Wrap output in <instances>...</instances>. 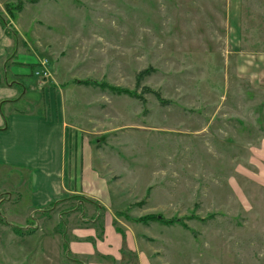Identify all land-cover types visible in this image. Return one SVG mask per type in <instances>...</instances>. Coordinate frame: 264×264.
Masks as SVG:
<instances>
[{"label": "rangeland", "instance_id": "rangeland-1", "mask_svg": "<svg viewBox=\"0 0 264 264\" xmlns=\"http://www.w3.org/2000/svg\"><path fill=\"white\" fill-rule=\"evenodd\" d=\"M2 17L8 56L47 60L51 75H9L27 92L15 107L64 121L77 154L95 150L85 160L110 179L114 211L78 196L38 210L30 174L0 165V264H71L75 208L96 218V250L117 246L112 223L154 264H264L250 143L264 124V77H252L264 0H11Z\"/></svg>", "mask_w": 264, "mask_h": 264}, {"label": "crops", "instance_id": "crops-1", "mask_svg": "<svg viewBox=\"0 0 264 264\" xmlns=\"http://www.w3.org/2000/svg\"><path fill=\"white\" fill-rule=\"evenodd\" d=\"M10 1L0 0V64H3L0 69L2 74L0 77V165L30 174L31 206L38 210L42 211L44 207L57 204L68 197L78 196L87 202L98 204L99 209L105 208L108 213H112L114 209L110 206L112 201L108 197L110 179L102 175V172L98 173L96 169L92 172L85 160L84 151L95 150L85 146L81 153L77 154L75 152L77 145L64 121L40 114L26 113L15 107L21 103L20 100L24 99L27 93L25 85L16 79L28 77V68H34L35 61L28 56H20L19 53L17 56L15 53L8 56L14 46V40L11 38L6 22L4 25L2 16L5 13V4ZM38 68L37 64L33 74ZM263 68L264 61L259 68L261 75L252 74L253 78L259 77L258 85H261L264 77ZM9 75H14L16 79L9 80ZM9 106L14 109L6 112L5 108ZM258 127L262 129L251 135L250 140L253 145L251 165L254 166L252 167L254 171L256 169V176L259 173L263 176L264 124L257 125L256 128ZM260 185L262 186V183L256 186ZM83 203L84 200L79 201L80 207ZM74 211L77 209L67 211L72 212L69 219L85 222V225L68 227L69 229L66 226L63 234V238L68 239L66 252L74 257L71 264H154L150 256L135 243L136 241L130 235H127V239L124 240L111 225L112 223L106 225V231L110 234L111 231L114 232L111 239L117 246L94 249L92 247L94 242L99 243L105 239V237L103 239L98 237L95 229L96 218H84L85 211L79 215ZM110 215L112 216L110 220L113 222L115 215Z\"/></svg>", "mask_w": 264, "mask_h": 264}, {"label": "built area", "instance_id": "built-area-1", "mask_svg": "<svg viewBox=\"0 0 264 264\" xmlns=\"http://www.w3.org/2000/svg\"><path fill=\"white\" fill-rule=\"evenodd\" d=\"M48 61L44 60L39 64V69L35 71V76L41 77L43 80L48 79L51 75L48 70Z\"/></svg>", "mask_w": 264, "mask_h": 264}, {"label": "trees", "instance_id": "trees-1", "mask_svg": "<svg viewBox=\"0 0 264 264\" xmlns=\"http://www.w3.org/2000/svg\"><path fill=\"white\" fill-rule=\"evenodd\" d=\"M19 8V7H18ZM6 9L8 10V12H9V8H8V6L6 7ZM4 22V21H3ZM4 25H5V23H4ZM90 82H92V81H80V83L81 84H88V83H90ZM94 83V85H98V86H101V87H105V84L104 83H98V82H93ZM107 87H109L112 91H114L115 92V87H113V86H107ZM119 93L120 94H125V95H133V93L132 92H130V91H128V90H124V89H119ZM151 218H154L153 216L151 217ZM146 220V218H144V219H142V221H145Z\"/></svg>", "mask_w": 264, "mask_h": 264}]
</instances>
